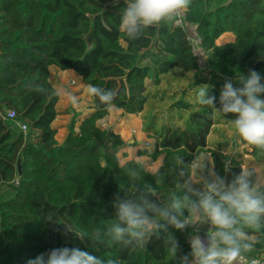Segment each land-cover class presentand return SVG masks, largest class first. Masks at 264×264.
I'll list each match as a JSON object with an SVG mask.
<instances>
[{"label": "trees", "instance_id": "16d2710c", "mask_svg": "<svg viewBox=\"0 0 264 264\" xmlns=\"http://www.w3.org/2000/svg\"><path fill=\"white\" fill-rule=\"evenodd\" d=\"M125 5L126 0H0V108L12 109L37 132L34 142L24 141L0 117V185L17 182L12 197L0 201V264H25L60 247H79L118 264H175L164 233L150 238L145 249L131 251L95 238L81 241L64 226L89 233L102 230L114 218V200L126 196L132 179L151 185L163 199L176 156L190 164L206 150L215 123V111L196 102L197 89L207 85L209 94L218 96L225 77L249 70L264 75V0H190L180 22L175 15L134 40L119 29ZM185 24L193 25L200 38L204 66L191 49ZM90 31L87 43L84 37ZM224 33L233 37L216 43ZM51 66L73 70L88 85L115 92L110 104L91 95L88 112L79 119L73 115L60 145L53 125L59 95L49 81ZM172 70H179L178 76L201 75L193 83L200 85L192 101L180 97L170 105L187 114L184 126H161L153 150L137 151L153 160L161 156L154 172L133 159L120 165L116 152L123 145L121 137L97 121L109 107L141 112L149 97L146 80L155 86ZM36 85L44 91H35ZM208 151L217 174L230 180L239 173L240 156ZM258 152L253 146L251 154ZM226 156L234 157L228 173L223 170ZM168 231L178 243L177 256L187 254L190 229ZM263 252L261 237L247 259Z\"/></svg>", "mask_w": 264, "mask_h": 264}, {"label": "clouds", "instance_id": "9594fccd", "mask_svg": "<svg viewBox=\"0 0 264 264\" xmlns=\"http://www.w3.org/2000/svg\"><path fill=\"white\" fill-rule=\"evenodd\" d=\"M190 0H126L120 11L119 29L130 40L150 26L173 20L176 12L186 9ZM34 90L43 92L36 85ZM88 93L103 104L114 100L115 92L96 85ZM196 102L227 119L238 139L264 152V75L249 70L223 78L218 96L209 94V86L195 93ZM73 102L75 98L71 97ZM218 105V106H217ZM232 156H226L223 170L228 173ZM240 167L230 180L214 171L210 153L185 164L177 155L170 175L171 186L161 199L151 185H139L132 179L124 198L112 204L114 218L105 227L89 233L75 225L66 232L83 241L95 238L109 247L137 251L145 249L150 238L165 236L168 255L175 264H244L247 255L264 237V164ZM159 177V173H157ZM158 183L162 180L158 178ZM151 197H157L156 200ZM208 228L202 237L199 228ZM188 232L187 254L177 256L178 243L168 231ZM25 264H118L102 259L79 247L53 248L27 259ZM252 264H257L255 260Z\"/></svg>", "mask_w": 264, "mask_h": 264}, {"label": "rangeland", "instance_id": "374dc122", "mask_svg": "<svg viewBox=\"0 0 264 264\" xmlns=\"http://www.w3.org/2000/svg\"><path fill=\"white\" fill-rule=\"evenodd\" d=\"M183 10H178L175 14L180 18V21ZM191 28L190 25L185 26L188 31ZM231 37H233V33H224L217 39L216 43L226 42ZM178 74L179 70H172L162 76L160 82L155 86L152 85L149 79L146 80L149 97L141 112L130 114L122 109L109 107L108 114L97 121L101 127L110 129L121 137L123 145L116 152V158L120 165L133 159L139 161L143 168L149 172H154L160 165L161 156L153 160L149 156H139L137 151L139 149L153 150L157 138L156 131L161 126H184L187 114L177 108H171L170 105L180 97L192 101L194 92L200 85L193 83L201 75L198 72L182 73L180 76ZM203 77L207 79L206 75ZM49 81L59 95L56 103L57 116L53 125L57 129L56 143L60 145L73 115L76 114V119H79L88 112L87 107L91 103V95L88 93L89 85L73 70H61L51 66L49 68ZM201 85L203 84L201 83ZM71 97L75 98V102ZM3 110L5 111V109L0 108V117L14 134L21 135L23 140L27 142L36 140L37 132L30 127L27 121L18 119L17 115L12 119H4ZM214 115L215 123L208 135L206 150L197 157L204 156L209 152L208 150L212 149L240 156L243 165L249 163L264 164V152L252 155L253 146L236 137L234 130L227 121V119L233 118V114H227L225 118L216 112ZM17 161L20 163L19 159ZM16 187L15 181L10 184H1L0 201L12 197ZM207 228L206 225V230ZM257 258L264 264V252Z\"/></svg>", "mask_w": 264, "mask_h": 264}, {"label": "built area", "instance_id": "2783aa9c", "mask_svg": "<svg viewBox=\"0 0 264 264\" xmlns=\"http://www.w3.org/2000/svg\"><path fill=\"white\" fill-rule=\"evenodd\" d=\"M178 21L180 22V20H178ZM189 25L192 26L190 31L185 29L187 31L188 42L191 46L193 53L198 57L199 63L204 65L206 52L201 45L200 38H199V36L195 30V27L191 24H185V26H189ZM15 115L16 114L12 109H5V111L3 110V118L4 119H6V118L12 119L13 117H15ZM15 183H17V182L15 181ZM253 260H255L257 262V264H262V261L258 258H253L250 260L246 258V260L244 261V264H252Z\"/></svg>", "mask_w": 264, "mask_h": 264}, {"label": "water", "instance_id": "95a60500", "mask_svg": "<svg viewBox=\"0 0 264 264\" xmlns=\"http://www.w3.org/2000/svg\"><path fill=\"white\" fill-rule=\"evenodd\" d=\"M85 41L87 43H90L91 42V31L84 37ZM19 161H17L16 163V167H17V173L19 174L20 173V168H19V165H18Z\"/></svg>", "mask_w": 264, "mask_h": 264}, {"label": "crops", "instance_id": "0c3cea01", "mask_svg": "<svg viewBox=\"0 0 264 264\" xmlns=\"http://www.w3.org/2000/svg\"><path fill=\"white\" fill-rule=\"evenodd\" d=\"M205 232H206V225H202L200 226L199 228V233L200 235L203 237L205 235Z\"/></svg>", "mask_w": 264, "mask_h": 264}]
</instances>
